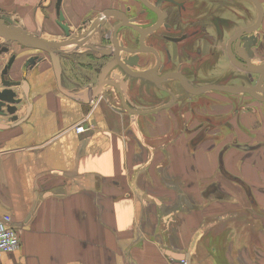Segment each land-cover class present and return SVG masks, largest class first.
Wrapping results in <instances>:
<instances>
[{
    "label": "crops",
    "instance_id": "1",
    "mask_svg": "<svg viewBox=\"0 0 264 264\" xmlns=\"http://www.w3.org/2000/svg\"><path fill=\"white\" fill-rule=\"evenodd\" d=\"M44 4L0 10L36 30L51 26ZM42 69L27 78L29 118L0 129V219L20 241L0 264H183L165 251L187 264H264V107L205 136L165 111L133 122L76 102ZM87 114L94 129L77 134Z\"/></svg>",
    "mask_w": 264,
    "mask_h": 264
},
{
    "label": "flooded vegetation",
    "instance_id": "2",
    "mask_svg": "<svg viewBox=\"0 0 264 264\" xmlns=\"http://www.w3.org/2000/svg\"><path fill=\"white\" fill-rule=\"evenodd\" d=\"M46 1L43 18L51 16V26L12 25L54 45L59 83L48 53L4 45L19 69L51 71L57 91L58 84L89 97L101 92L97 99L133 122L165 111L182 124L205 126V136L212 126L239 121L252 104L264 107L247 93L214 90L255 88L264 98V0ZM64 42L70 46H55ZM224 107L235 118L219 113Z\"/></svg>",
    "mask_w": 264,
    "mask_h": 264
},
{
    "label": "water",
    "instance_id": "3",
    "mask_svg": "<svg viewBox=\"0 0 264 264\" xmlns=\"http://www.w3.org/2000/svg\"><path fill=\"white\" fill-rule=\"evenodd\" d=\"M60 0H58L59 2ZM256 3L255 0H252ZM1 12V10H0ZM2 13V12H1ZM60 17V16H59ZM62 19V17H60ZM13 20L9 18V16L1 15L0 17V119H4L7 124L0 123L1 130H10L16 127H19L22 123L26 121V119L30 116L31 103L29 101V88L30 83L27 82L28 76L36 71L37 69L33 68L34 64L31 65L30 68L21 70L17 66L14 65V55L7 58L10 54L9 48L4 45L5 42H16L21 46L29 47L32 49L42 50L49 54L52 58L53 64V74L55 76L56 83H59V62L57 57L51 55L53 52L51 51V47L54 46L52 43H44L42 40L35 37V35L25 34V31H22L21 27L13 26ZM65 30V29H64ZM30 38V41H27ZM56 47H64L70 46L68 42L59 43L55 45ZM7 58V59H6ZM32 59V58H31ZM30 59V60H31ZM18 60V58H17ZM259 68L252 69V71L259 73L264 70V64L260 67L259 72L257 71ZM253 72V73H254ZM115 88V87H114ZM211 88V87H207ZM213 88V87H212ZM57 89L60 94L64 95L69 99H73L76 102L88 103L97 99L98 96L102 95L101 92L90 91L91 95L89 97L88 92H78V93H69L67 91H63L61 87L57 84ZM116 89V88H115ZM214 90L220 92H226L230 94H238V93H247L254 98L258 99L262 103H264V98H260L255 95V88L252 89H227V88H214ZM258 90V88H257ZM200 92V91H199ZM86 93V94H85ZM107 101H110L109 97H106ZM26 107V111L22 117L18 114L21 107ZM119 110V109H117ZM120 111V110H119ZM123 112V111H122ZM129 113L133 114L132 111L128 110ZM153 111L141 112V114H150ZM154 113V112H153ZM166 255H169L171 258L184 261L188 259V255L182 254H173L169 251H165Z\"/></svg>",
    "mask_w": 264,
    "mask_h": 264
},
{
    "label": "built area",
    "instance_id": "4",
    "mask_svg": "<svg viewBox=\"0 0 264 264\" xmlns=\"http://www.w3.org/2000/svg\"><path fill=\"white\" fill-rule=\"evenodd\" d=\"M87 117H89L88 114L75 126L74 131H76L77 134H82L88 130L91 131V129H94V125L88 122ZM6 222V220L0 219V254L15 252L19 250L20 247L19 238L16 236L13 229L8 228ZM182 263L187 264L185 261H182Z\"/></svg>",
    "mask_w": 264,
    "mask_h": 264
},
{
    "label": "rangeland",
    "instance_id": "5",
    "mask_svg": "<svg viewBox=\"0 0 264 264\" xmlns=\"http://www.w3.org/2000/svg\"><path fill=\"white\" fill-rule=\"evenodd\" d=\"M90 109V108H89Z\"/></svg>",
    "mask_w": 264,
    "mask_h": 264
}]
</instances>
